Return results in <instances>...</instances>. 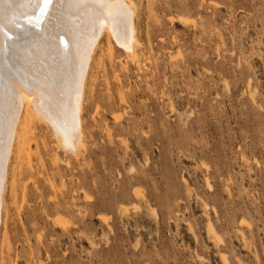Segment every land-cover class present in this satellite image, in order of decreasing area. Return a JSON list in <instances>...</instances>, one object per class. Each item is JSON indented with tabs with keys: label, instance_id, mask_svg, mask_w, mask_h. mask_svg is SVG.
I'll use <instances>...</instances> for the list:
<instances>
[{
	"label": "rangeland",
	"instance_id": "374dc122",
	"mask_svg": "<svg viewBox=\"0 0 264 264\" xmlns=\"http://www.w3.org/2000/svg\"><path fill=\"white\" fill-rule=\"evenodd\" d=\"M28 1H0V39ZM129 1L133 56L108 32L99 39L78 150L28 118V145L10 159L0 264H264V0ZM47 5L23 9L17 42L62 107L72 60L44 59L46 39L28 44L42 8L34 29L48 37ZM15 106L0 107V152Z\"/></svg>",
	"mask_w": 264,
	"mask_h": 264
},
{
	"label": "bare ground",
	"instance_id": "6f19581e",
	"mask_svg": "<svg viewBox=\"0 0 264 264\" xmlns=\"http://www.w3.org/2000/svg\"><path fill=\"white\" fill-rule=\"evenodd\" d=\"M40 2H42V1H40ZM47 4L48 5L46 6V9L48 7L49 13H50V16H49L50 20L47 19V21L45 20L42 23V26H45V27H42L44 29H42V31L40 30V32L48 33V37L41 38L40 33L34 29L35 27L37 28L38 23L41 22V21L40 22L38 21L39 20L38 18L40 15H42V12H43V8L41 9L42 5L40 6L41 10H40L39 14L35 13V12H34V14H32L33 15V21L35 22L36 26L34 28L29 29V33H31V36L29 34H27L28 32L25 34L30 36L28 44L29 43L32 44L33 47H37L38 45L39 46L42 45L43 41H41V40L46 39V41L44 40V42H47V44H48L46 51L42 49L43 51H45V53L41 52L42 54L44 53V55H42V56H44L43 57L44 59L48 60V56L53 55L54 57H56L53 60L58 59V62L60 60H63V59L68 61V58L72 60V64L74 67L72 69L73 71H71V72L68 71L69 76H67V77L64 76L65 77V79H64L65 85L61 86L62 89L64 90V92L68 94L66 101L63 102L62 107L60 105H55V103H53V99L49 96V94L52 92V87L51 86H48L47 88L43 87L42 83L46 80V78H44L41 81L36 80V79H32L31 71H29L28 67L27 68L25 67L24 62H23V55H24L23 53H24L25 47H27V45H18L19 42H21V41L17 42V40H19V38H20L19 37L20 34L18 36V31H20L19 30L20 28L22 29V27L18 28L19 25H17V23H20V25H22V24L27 25L26 20H24V18L20 15V13L23 11V9H29L32 12L35 11V9H36L35 0H29L26 3V6H24V4H23L24 7H17V8H14V10L12 9L13 14L10 15V17H7L6 20H4L3 25H2V27L5 28L4 29L5 32L8 31L9 33H11L13 35L10 36L8 33L7 34L4 33L5 35H3V37H2L3 40L0 39L1 40L0 61L2 60V63L0 64V79L2 78L0 80V107L3 110V107L6 105L7 102H12L16 106H15V109L12 111V114L10 116L8 126L6 128L7 132L5 133L4 138H3V143L1 144L2 146H1V152H0V230H1L2 220L4 219V218H2L4 203H5L4 194H5L7 182H8V176H9L8 170H9V165H10V161H11L10 159H11V155L13 154V152L16 149V146H17L18 150L20 147L19 151L21 152L25 149L24 145H28L27 141L25 143V138H26L25 134L27 131V126H28L27 122H29L28 118H32V119L36 118V119L42 120L43 122H46V124L49 125L48 128H51V130H52V131L50 130V132H53L52 135L54 136V138H56L55 140L59 143L58 144L54 140L58 144L57 146L60 145L66 151L75 153L78 150L79 146L82 144V133L83 132H82V123H81L82 122L81 111H82L83 98H84V92H85V87H86L85 81L87 80V75L89 72L90 63L92 62L91 60L93 58V53H94L95 48L99 42V39L101 38V36L103 35L104 32H108L111 35L109 37H112L125 51H127L128 54L129 53L131 54V52H133L135 43H137L135 25H134L133 20L131 19L132 15L134 13V12H132L131 8H134V7H133L132 2L129 0H50V2ZM44 16H45V14H44ZM25 22H26V24H25ZM24 29H26V28H24ZM2 33L0 35H2ZM23 33H21V35H24ZM38 33H39V35H38ZM12 36H14V37L11 39ZM21 37H23V36H21ZM26 38H28V37H26ZM63 40L65 42V46H62V44H61V41H63ZM107 44H109V43L107 42ZM107 46H109V45H107ZM42 47H43V45H42ZM28 49H29V46L26 50H28ZM30 49H32V48H30ZM34 49L37 50L38 48H34ZM36 50H35V52H36ZM40 51H41V49H40ZM40 51L38 50V53ZM30 52H31V50H30ZM27 53H29V52H27ZM38 53H37V55H38ZM26 56H28V55H26ZM31 56H29V57H31ZM39 56H41V54ZM39 56H38V58H39ZM95 56H94V58H95ZM130 56L132 57L133 55H130ZM133 59H131V60H133ZM35 60H37V58ZM48 61L51 62V60H48ZM97 61H98V59H97ZM58 62H57V64H58ZM42 63H43V61H42ZM47 63L52 65L49 62H47ZM37 64H36V66L39 69L40 66L38 67ZM39 65H40V62H39ZM30 66L32 67V65H30ZM45 66L46 65H44V67ZM102 66L103 65H101V67ZM56 67H52V68H56ZM41 69H43V68H41ZM41 69H39L38 71H40ZM49 71H53V70L50 69ZM46 73H48V72L46 71ZM50 74L52 75L53 73L51 72ZM57 74H58V72H57ZM45 75H47V74H45ZM38 76L40 77L42 75H39V73H38ZM49 76H47V79ZM58 78H60V77H58ZM4 98H5V100H4ZM2 102H4V103H2ZM1 109H0V111H1ZM28 109L30 110V114H27ZM35 123H36V121H35ZM42 125H43V123H42ZM30 131H31V129H30ZM29 133L30 132H28V134ZM31 135H33V133ZM27 137H29V136H27ZM28 141H30V140H28ZM34 144H36V143H34ZM32 146H34V145H32ZM35 149H34V152H35ZM31 150L33 151L32 147H31ZM81 151H82V149H81ZM22 155H23V152H22ZM31 155H32V153H31ZM24 160L26 161V159H24ZM27 160H28V158H27ZM26 162H28V161H26ZM13 165H14V163H13ZM27 166L28 165H26V167ZM23 171L25 172V170H23ZM18 172H20V171H18ZM26 175H27V173H26ZM28 175H29V173H28ZM13 176H14V174H13ZM21 176L25 177V175H21ZM32 176H34V174L31 175V177ZM27 177H29V176H27ZM25 179H27V178H25ZM17 180L19 181V178ZM13 188H14V186H13ZM21 191L23 192V188ZM9 196H10V194H9ZM9 207H10V205H9ZM64 223H66V222H64ZM3 242L4 241L2 240V244H3ZM2 244H0V245H2ZM7 245H8V242H7ZM7 247H9V246H7ZM1 253H3V252H1ZM0 260H1V258H0ZM9 260H11V259H9Z\"/></svg>",
	"mask_w": 264,
	"mask_h": 264
},
{
	"label": "snow or ice",
	"instance_id": "6c2138e0",
	"mask_svg": "<svg viewBox=\"0 0 264 264\" xmlns=\"http://www.w3.org/2000/svg\"><path fill=\"white\" fill-rule=\"evenodd\" d=\"M43 2H44L45 4H47V3L50 2V0H43Z\"/></svg>",
	"mask_w": 264,
	"mask_h": 264
}]
</instances>
